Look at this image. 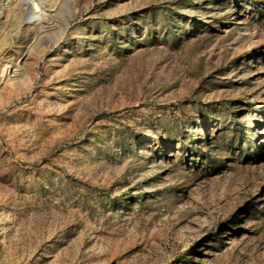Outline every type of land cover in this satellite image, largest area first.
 I'll return each mask as SVG.
<instances>
[{"label": "rangeland", "instance_id": "obj_1", "mask_svg": "<svg viewBox=\"0 0 264 264\" xmlns=\"http://www.w3.org/2000/svg\"><path fill=\"white\" fill-rule=\"evenodd\" d=\"M0 264H264V0H0Z\"/></svg>", "mask_w": 264, "mask_h": 264}]
</instances>
